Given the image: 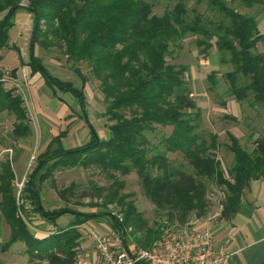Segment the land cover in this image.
Segmentation results:
<instances>
[{
	"label": "trees",
	"instance_id": "obj_1",
	"mask_svg": "<svg viewBox=\"0 0 264 264\" xmlns=\"http://www.w3.org/2000/svg\"><path fill=\"white\" fill-rule=\"evenodd\" d=\"M175 1L171 8L156 15L152 4L144 0H0V50L8 48L15 14L20 10L30 14L28 66L51 88L69 92L78 100L90 129L87 143L39 155L22 189L21 199L30 205L31 212L56 227L53 235H33L16 216L13 161L8 158L0 161V212L11 230L6 246L24 243L27 264H74L81 238L77 226L108 214L44 209L39 187L56 169L95 166L108 174L112 179L109 186L91 184L86 191L92 198L102 199L103 206L118 205L123 220L112 216L111 226L123 232L125 238V233H129L131 241L143 248H149L159 237V226L147 225L133 201H128L131 194L122 192L123 181L112 172L122 175L134 172L154 212L164 214L167 221L179 223L193 214L206 213L209 182L222 193L220 217L230 219L238 212L249 182L264 178V138H258L248 151L231 133H227V149L232 154V165L229 177L225 176L216 157L217 136L208 133L207 139L197 131L198 112L190 111L197 110L196 103L190 98V88L183 77L186 67L167 61L171 46L188 36L194 37L201 54L215 48L221 62L231 65L232 71L225 75L231 95L237 101L251 95L252 103L264 108V52L256 50L264 34L259 32L253 16L229 7L227 0H192L191 8L187 6L188 0ZM229 2L250 7L264 5V0ZM201 4H205L211 16L198 10ZM37 46L46 50L57 48L80 78L81 85L76 87L53 76L35 54ZM83 65L99 83L103 95L102 117L107 120L108 130L103 140L86 118L83 90L88 78L80 69ZM9 73L13 78L15 69ZM208 80L212 86L216 84L214 72L208 75ZM4 111L15 118L12 140L28 138L29 119L23 100L13 96L0 81V113ZM155 126L172 128L157 145L148 137ZM169 153L181 154L191 170L175 166L167 156ZM51 186L56 188L53 178ZM75 188L71 184L59 195L64 198ZM65 214H70L72 221L58 227L57 220Z\"/></svg>",
	"mask_w": 264,
	"mask_h": 264
},
{
	"label": "rangeland",
	"instance_id": "obj_2",
	"mask_svg": "<svg viewBox=\"0 0 264 264\" xmlns=\"http://www.w3.org/2000/svg\"><path fill=\"white\" fill-rule=\"evenodd\" d=\"M144 1L152 4L153 13L156 15H161L176 2L175 0ZM227 2L228 6L234 8L236 11L247 16H253L257 22L259 32L264 34V5L254 4L250 7L246 4H239L238 2L232 3L229 2V0H227ZM193 3L192 0H188L187 6L191 8L194 5ZM22 4H25V1H23ZM197 8L205 15L211 16V14L205 10V4H201ZM13 21L15 25L12 27L10 35L12 38L19 37V34L23 36L18 46L21 51V56L23 58H28V41H26V35L29 34L28 30L32 27V17L30 14L20 10L15 14ZM194 40V37L188 36L177 44L179 46H171V55L167 57V61L170 64L186 67L183 77L190 88V98L196 103L197 110L194 109L190 111L192 113L195 111L198 112L197 131L204 133L206 136L208 133L217 136L216 157L221 163L225 176L229 177L228 170L232 165V154L227 149V133H231L237 137L240 144L250 151L258 138H264V108L253 104L251 95H248L247 99L237 101L230 93L229 80L225 76L228 72L232 71L231 65L221 62L220 56L215 48L209 49L206 55L201 54ZM256 50L258 52H264V39L257 44ZM36 54L53 76L62 81H69L76 87L81 85L80 78L72 71L65 56H63L57 48L51 47L46 50L41 46H37ZM80 69L82 74L88 78V82L85 84L83 90L86 118L89 122L91 121L94 124L95 129L100 132L101 137L103 133H106V136H108V130L106 128L107 120L104 118L100 120V118H98V108L103 111L105 106L103 95L98 88L99 83L92 77L86 66L83 65ZM212 72L215 73L216 77V84L214 86H212L208 80V75ZM7 75L8 73L4 74V76ZM243 82H245V79H242V83ZM4 87L7 88L5 85ZM103 121L105 122V128L100 125ZM14 122L15 118L13 115L5 111L0 113V148H6L2 160L8 158L13 161V164L16 158L24 154L22 149L17 145V141H13L10 136ZM171 129V127L155 126L154 132L148 134L150 142L153 145H157L162 136L170 134ZM206 138L208 139V136ZM32 156L34 157L33 159H31ZM167 156L175 166L184 167L187 171L191 170L187 161L181 154L169 153ZM36 163L37 153L32 149L31 153L28 155L23 176L15 181L20 182L23 177L27 180L28 176L35 168ZM112 174L119 181H123L124 188L122 192L131 194V198H128V201H133L136 210L141 214L147 225L149 227H155V225L159 226L160 233L164 221L168 220V218L164 216V214L160 215L154 212V206L144 197L137 175L134 172L127 175L115 172H112ZM107 175L108 174L102 172L95 166H89L87 168L76 166L72 168L56 169L53 171L50 178L45 180L39 187L41 204L44 209L48 211L68 208L80 212L108 213L107 215L92 219L94 220L93 223H97L96 226L99 227L98 224L100 222H105L110 226L109 229L114 230L111 226V219L112 216H114L117 217L120 222L123 220L121 208L116 204L103 206L102 199L97 197L92 198L86 191L91 184L109 186L112 179L108 178ZM51 178H53L56 188H52ZM71 184L76 186L73 193L62 198L59 195V191L69 187ZM206 198V213L200 216L193 215L195 218H201L202 222L206 221L211 224L218 218L216 216L218 212L217 202H221L223 197L220 190L209 182ZM193 215L188 217L187 220H191ZM28 217L29 223L34 228L44 229L47 223L44 219L42 220L40 216L31 211H29ZM60 218L59 222L62 226H67L69 221L73 219L70 214H65ZM87 223L90 222L88 221ZM127 231L129 232L130 228L127 229L126 232ZM127 234L129 233H125L126 239L128 242H131L132 239Z\"/></svg>",
	"mask_w": 264,
	"mask_h": 264
},
{
	"label": "crops",
	"instance_id": "obj_3",
	"mask_svg": "<svg viewBox=\"0 0 264 264\" xmlns=\"http://www.w3.org/2000/svg\"><path fill=\"white\" fill-rule=\"evenodd\" d=\"M11 29L8 48L0 50V73L4 76L15 69L13 78L21 85L30 128V136L16 142L24 154L12 164L15 181L23 176L32 149L38 157L56 149L79 147L90 140V129L82 117L78 100L71 93L51 88L39 73L31 71L27 64L29 57L23 58L18 46L23 36L19 34V37L12 38ZM28 31L26 41L29 55L31 27ZM98 110V118L103 120L102 111ZM89 123L101 140L107 138L106 133H103L102 138L94 124L91 121ZM100 125L105 128L104 121ZM5 149L0 148V160ZM217 217L210 225L214 231L216 249L229 253L226 264H264V178L249 182L243 191L239 210L232 218ZM60 219L57 220V226L65 227L60 224ZM93 221L89 222L99 231L110 228L105 222H100L98 227ZM10 233V226L0 212V264H27L24 243L15 242L6 246ZM77 254L96 258L91 239L82 232Z\"/></svg>",
	"mask_w": 264,
	"mask_h": 264
},
{
	"label": "built area",
	"instance_id": "obj_4",
	"mask_svg": "<svg viewBox=\"0 0 264 264\" xmlns=\"http://www.w3.org/2000/svg\"><path fill=\"white\" fill-rule=\"evenodd\" d=\"M0 81L12 91L13 96L23 100L20 83L3 76ZM29 117V114H27ZM34 157L32 156L31 159ZM27 180L14 181L16 216L35 236H50L57 232L56 227L46 223L44 229H36L29 223L28 213L31 207L21 199L22 189ZM23 203V209L21 205ZM220 215L221 204L217 202ZM77 229L91 239L96 258L77 254L74 264H226L229 253L216 249L214 231L209 222L193 218L184 223L164 221L159 237L149 248H142L134 242H128L119 230H97L90 223L77 226Z\"/></svg>",
	"mask_w": 264,
	"mask_h": 264
}]
</instances>
